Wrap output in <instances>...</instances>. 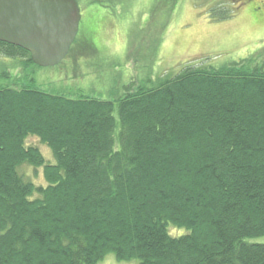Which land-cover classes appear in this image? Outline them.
<instances>
[{"label": "trees", "instance_id": "1", "mask_svg": "<svg viewBox=\"0 0 264 264\" xmlns=\"http://www.w3.org/2000/svg\"><path fill=\"white\" fill-rule=\"evenodd\" d=\"M34 67L0 41V264H264V62L189 63L112 98L49 92Z\"/></svg>", "mask_w": 264, "mask_h": 264}, {"label": "rangeland", "instance_id": "2", "mask_svg": "<svg viewBox=\"0 0 264 264\" xmlns=\"http://www.w3.org/2000/svg\"><path fill=\"white\" fill-rule=\"evenodd\" d=\"M77 2L81 20L68 54L55 66L34 67L38 87L49 92L112 98L124 85L135 89L146 77L189 63L218 67L238 61L250 67L264 62V0ZM219 4L222 11L232 7V16L217 19L211 9ZM29 74H15L9 84L21 86ZM28 143L40 144L34 138ZM21 170L43 182L40 171L33 175L27 167ZM169 230L178 233L173 227ZM250 241L264 243V235ZM97 264L135 261H118L107 254Z\"/></svg>", "mask_w": 264, "mask_h": 264}, {"label": "water", "instance_id": "3", "mask_svg": "<svg viewBox=\"0 0 264 264\" xmlns=\"http://www.w3.org/2000/svg\"><path fill=\"white\" fill-rule=\"evenodd\" d=\"M81 20L77 0H0V41L30 53L38 67L68 54Z\"/></svg>", "mask_w": 264, "mask_h": 264}]
</instances>
